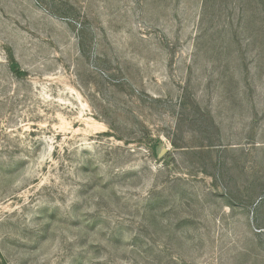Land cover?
I'll return each mask as SVG.
<instances>
[{
  "label": "rangeland",
  "instance_id": "rangeland-1",
  "mask_svg": "<svg viewBox=\"0 0 264 264\" xmlns=\"http://www.w3.org/2000/svg\"><path fill=\"white\" fill-rule=\"evenodd\" d=\"M0 264H264V0H0Z\"/></svg>",
  "mask_w": 264,
  "mask_h": 264
},
{
  "label": "trees",
  "instance_id": "trees-1",
  "mask_svg": "<svg viewBox=\"0 0 264 264\" xmlns=\"http://www.w3.org/2000/svg\"><path fill=\"white\" fill-rule=\"evenodd\" d=\"M18 67H19L18 64L13 60L12 69L17 74H20L21 72L18 70ZM160 144H161V141H156L155 145L152 148L155 155H159V153H160V147H161Z\"/></svg>",
  "mask_w": 264,
  "mask_h": 264
}]
</instances>
